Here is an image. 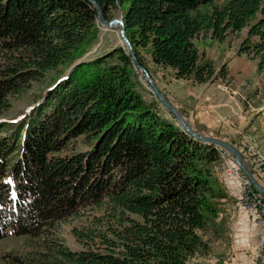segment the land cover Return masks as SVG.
I'll return each mask as SVG.
<instances>
[{
  "label": "trees",
  "instance_id": "1",
  "mask_svg": "<svg viewBox=\"0 0 264 264\" xmlns=\"http://www.w3.org/2000/svg\"><path fill=\"white\" fill-rule=\"evenodd\" d=\"M107 21L122 10L139 63L150 49L176 79L207 84L227 75L195 44L247 30L238 55L264 74V0H96ZM87 0H0V114L31 82L63 68L36 106L0 125V240L31 241L80 209L96 206L93 225L75 227L83 247L42 240L2 264H188L208 249L201 232L226 198L212 172L222 149L195 140L146 102L127 49L79 62L99 37ZM149 72V70L147 69ZM4 132V133H3ZM83 150L73 152L75 142ZM31 245V244H30Z\"/></svg>",
  "mask_w": 264,
  "mask_h": 264
},
{
  "label": "rangeland",
  "instance_id": "2",
  "mask_svg": "<svg viewBox=\"0 0 264 264\" xmlns=\"http://www.w3.org/2000/svg\"><path fill=\"white\" fill-rule=\"evenodd\" d=\"M121 16L122 10L119 6L111 11L112 19H119ZM98 28L100 31L96 44L89 49V52L81 60L85 61L95 59L96 57L117 47L124 48L119 35V28H107L99 23ZM246 35L247 30H243L241 33L229 35L225 41L219 42L211 39L208 34H201L195 40V44L199 51L205 55V59L213 63L217 71H219L223 65H225L227 69V75L224 78L219 77L214 82H211V84H217L219 86V90L228 94V99L229 95L234 96L235 90L239 94H236V97L241 99L240 101L243 100L242 103H246V101L248 102L249 100L252 107L259 109V114L257 115H263V117L260 118L264 121V74L262 73L263 75L261 76V73L257 71V68H255V66H257L256 61L252 60L251 57L238 55L239 47ZM140 53L147 69L149 70L150 76L157 85V80L154 78L156 77L155 64H153L151 60L150 49L141 50ZM236 57H242L243 59L238 58L235 60L230 68V64L229 62L227 64V60L231 58L230 61H232V58ZM69 71L70 69L63 68L59 72L50 73L43 80L28 84L25 87V90L21 93L11 95L8 99L10 106L0 114V125L4 122L12 123L21 120L32 107L36 106L37 102L43 98L46 92L51 89L56 80L62 78L65 74L69 73ZM152 72L154 77L152 76ZM132 76L136 84V88L142 95L143 99L148 103L154 104V107L163 118L176 123L168 109L162 105L151 92V88L146 79L135 69ZM188 85L189 84L183 82H173V89L171 92L174 93L178 99H180L179 101L175 98L172 100L173 98L171 93L168 94L167 91L161 90L157 85L163 96L178 111V113L182 115L185 121L186 118L179 109L182 110V108H180L181 103H186ZM232 105H234V101H232ZM213 109H215V106H209V108L205 110V113L212 112ZM217 118L221 124H227L229 122L228 117L220 115ZM186 123L198 134L224 140L222 136L204 132L203 128H201L198 124L191 125L187 121ZM250 141L251 140L249 139L244 141V145L241 143L235 144V142H233V145H237L236 147L240 151H244L243 154L245 156H252L255 160V172H259L257 168L259 163L264 161V156L256 144L250 143L245 146V144ZM73 148V152L83 150L84 147H82V141L78 140L75 142V146ZM221 158L223 164L222 162H217L212 165V172L218 180V185L222 190H224L227 197L220 199L217 202L219 211L218 217L209 223L204 232H201L203 240L208 245V249L197 253L188 261V264H213L214 260L215 264H254V262H256V264H264V259L256 261V253L258 252V242L261 230L257 226L254 216L251 214H254V212L250 213L241 210L240 201H237V199L233 196V194L240 189L238 181L234 183L235 186L232 188H227V186L229 187L230 185V181L232 182L236 180L230 178L226 172V165L232 164L233 158L232 156H226L225 151L221 153ZM259 176H263L261 177V185L264 188V175L259 174ZM99 215L100 210H98L96 206L82 208L76 215L70 216L57 223L49 233L42 235V237L33 239L32 242L28 241L29 239L25 236L10 234L0 240V264H2V258L6 255L18 254L25 256L29 251L39 249L42 240L45 239L46 236L49 240L51 239L55 241L61 239L70 250L80 251L83 247L72 235V229L75 227L81 228L93 225L94 228H99L98 230H101V232L105 234V226L102 227L92 223L94 216Z\"/></svg>",
  "mask_w": 264,
  "mask_h": 264
},
{
  "label": "crops",
  "instance_id": "3",
  "mask_svg": "<svg viewBox=\"0 0 264 264\" xmlns=\"http://www.w3.org/2000/svg\"><path fill=\"white\" fill-rule=\"evenodd\" d=\"M238 58L243 59L242 57H236L232 58V61H230L231 58L227 60V64L229 62L230 68L232 63ZM154 66L156 77H154L153 72L152 76L157 80V85L161 90L167 91L168 94L171 93L173 98L172 100H174V98L178 101L180 100L174 93L171 92L173 89V82H183L189 84L187 86L186 103L179 102L181 103L180 108H182V110H179L185 116L186 121L189 124H198L201 128H203L204 132L222 136L225 141L231 144L235 142V144L241 143L244 145V141L249 139L251 141L247 142L245 146L250 143L256 144L264 156V121L260 118L263 117V115H257L259 114V109L252 107L249 100L248 102L246 101L247 106L246 103H242L243 100L240 101L241 99L236 97V94L238 93L235 90L234 96L229 95L228 99V94L225 92L224 94L221 90H219V86L217 84L215 85V83L198 85L189 80H178L174 78V74L171 69L162 68L156 65ZM255 68H257V66H255ZM262 75L263 74L261 73V76ZM232 101H234L235 106L232 105ZM209 106H215V109H213L212 112L205 113V110H207ZM220 115L228 117L229 122L227 124H221L217 118ZM234 183H236V180L232 182L230 181L229 184L231 186L229 185L227 188L229 189L230 187L232 188L235 186ZM238 191L239 190L233 194L234 197ZM254 264H256V262H254Z\"/></svg>",
  "mask_w": 264,
  "mask_h": 264
},
{
  "label": "water",
  "instance_id": "4",
  "mask_svg": "<svg viewBox=\"0 0 264 264\" xmlns=\"http://www.w3.org/2000/svg\"><path fill=\"white\" fill-rule=\"evenodd\" d=\"M87 1L92 4L93 8L97 12L98 23L100 25H102L104 27H108V28H116V27L119 28V35H120L121 40L123 42L124 48L127 49V53L132 60L134 69L146 79L147 83L149 84V86L151 88V92L154 94V96L157 98V100L162 105H164L168 109V111L172 114L173 118L176 121V124L180 128H182V130H184L186 133H188L191 137H193L195 140L202 142V143H205V144H208V145L215 146L216 148H220V149L228 152L233 157L235 163L238 165V167L242 171V173L248 178V180L250 181L252 186L255 188V190L257 192H259L264 197V188H262V186L256 181V179L253 177V175L250 173V171L246 167V165L244 163V160H245L244 154L236 146H234L233 144H231L229 142H226L224 140L217 139V138H214L211 136L201 135V134H198L195 131H193L188 126V124L186 123V121L184 120L182 115L180 113H178V111L163 96V94L158 89L157 85L154 83V81H153L152 77L150 76L149 72L147 71V69L139 63V61L136 57V54L133 50V47H132L130 41L128 40V38L126 37L125 25H124V21H123L122 16L119 19H112L110 21H107L104 18L103 11L100 8V6L97 4L96 0H87ZM83 61L84 60H80L77 63H80Z\"/></svg>",
  "mask_w": 264,
  "mask_h": 264
},
{
  "label": "built area",
  "instance_id": "5",
  "mask_svg": "<svg viewBox=\"0 0 264 264\" xmlns=\"http://www.w3.org/2000/svg\"><path fill=\"white\" fill-rule=\"evenodd\" d=\"M226 156L231 155L226 152ZM244 163L256 181L261 185V176L255 172V160L252 156H245ZM226 172L230 178L236 179L240 184V189L235 195V199L240 201V209L250 213L254 212V214H251L254 216L255 222L261 230L256 261H261L264 259V197L255 190L234 159H232V164L226 165ZM213 264H215V260Z\"/></svg>",
  "mask_w": 264,
  "mask_h": 264
},
{
  "label": "bare ground",
  "instance_id": "6",
  "mask_svg": "<svg viewBox=\"0 0 264 264\" xmlns=\"http://www.w3.org/2000/svg\"><path fill=\"white\" fill-rule=\"evenodd\" d=\"M107 28H108V27H107ZM223 151H224V150H223ZM225 152H226V151H225ZM257 170L259 171V172H257V173H259V174H263V175H264V161H261V162L259 163ZM262 188H263V187H262Z\"/></svg>",
  "mask_w": 264,
  "mask_h": 264
}]
</instances>
